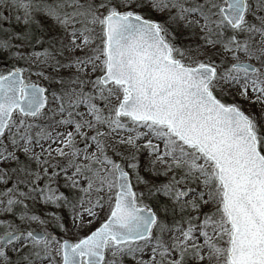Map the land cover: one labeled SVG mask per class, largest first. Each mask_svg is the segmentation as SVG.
Wrapping results in <instances>:
<instances>
[{
	"label": "snow or ice",
	"instance_id": "obj_1",
	"mask_svg": "<svg viewBox=\"0 0 264 264\" xmlns=\"http://www.w3.org/2000/svg\"><path fill=\"white\" fill-rule=\"evenodd\" d=\"M0 264H264V0H0Z\"/></svg>",
	"mask_w": 264,
	"mask_h": 264
},
{
	"label": "trees",
	"instance_id": "obj_2",
	"mask_svg": "<svg viewBox=\"0 0 264 264\" xmlns=\"http://www.w3.org/2000/svg\"><path fill=\"white\" fill-rule=\"evenodd\" d=\"M5 14H7V13H5ZM5 27H7V25H5Z\"/></svg>",
	"mask_w": 264,
	"mask_h": 264
}]
</instances>
